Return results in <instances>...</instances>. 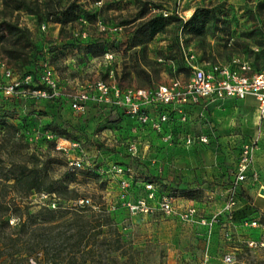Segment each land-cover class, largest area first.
<instances>
[{"label":"rangeland","instance_id":"374dc122","mask_svg":"<svg viewBox=\"0 0 264 264\" xmlns=\"http://www.w3.org/2000/svg\"><path fill=\"white\" fill-rule=\"evenodd\" d=\"M198 9L213 11L215 19L201 34H193L184 23ZM156 15L173 20L152 41L131 48L136 28ZM4 22L27 30L35 48L25 39L15 44L4 31ZM188 53L213 64H227L237 57L248 62L251 72L264 69V0H0V63L22 80L30 77L12 97L0 101V203L18 204L25 220L26 213L54 218L50 227H39L30 219L25 233L0 229V264H200L206 253L209 264H225L223 258L228 255L233 264H264V247L249 249L245 244L264 242L260 229L239 225L233 229L218 222L206 244L209 231L200 224L166 218L159 212L130 215L121 207L119 178L110 166L131 170L136 183L129 192L131 200L144 197L142 180H157L156 186L160 184L163 192L176 199L178 213L194 208L197 217L207 220L222 210V175L204 179L205 172L196 173L200 166L181 169L177 161L182 147L164 143L154 134L142 135V130L134 133L132 121L128 125L133 136L128 139L126 133L109 129L91 136L93 121L104 117L95 108L78 115L61 98L29 95L39 86L35 72L39 64L47 63L54 70L59 94L67 96L98 81L121 90L151 91L185 70ZM255 107L252 97L240 101V109L249 117ZM38 131L51 133V143L35 139ZM68 135L80 138L77 148L59 138ZM153 141L157 144L152 145ZM130 146L134 154L128 151ZM193 151L208 168L207 154L219 149ZM77 161L81 167L69 173V164ZM217 165L222 169V163ZM23 168L36 170L44 188L66 187L89 201L95 217L88 223L85 248L72 252V234L82 223L68 221L69 214L60 216L73 202L58 197V191L51 197L45 193L22 196L24 186L18 187V193L4 185L7 179L11 185V178ZM237 204L236 199V208ZM258 216L264 226V216L259 212ZM96 221L105 225L99 230ZM15 222L12 218L10 228Z\"/></svg>","mask_w":264,"mask_h":264},{"label":"built area","instance_id":"2783aa9c","mask_svg":"<svg viewBox=\"0 0 264 264\" xmlns=\"http://www.w3.org/2000/svg\"><path fill=\"white\" fill-rule=\"evenodd\" d=\"M82 22L84 23L83 20ZM40 30L44 31L45 26H41ZM184 60L188 68L186 79H172L169 83L158 85L151 91L121 90L115 84L98 81L69 96L59 94L55 72L47 63H44L39 75L40 83L44 89L32 91L29 95L31 98L43 100L61 98L68 104L69 109L78 115L85 114L90 104L104 107L112 116L121 114L132 120L136 125V128L133 129L134 133L139 134L138 131L142 130L140 133L142 135L154 134L158 140L164 143L192 150L205 149L210 142L207 136L195 135L186 131L188 111L191 108L201 105L205 108L226 99L244 100L252 97L258 104V117L260 121H264V69L256 73L251 72L248 62L237 57H233L227 65L198 61L191 53L185 54ZM0 65L3 68L0 96L10 98L30 77H25L22 80L3 63ZM168 128L171 130L168 131ZM39 137L48 141L53 140L51 133L38 131L35 139ZM66 143L72 148L78 147V143ZM258 148V138L240 145L236 176L227 190L224 206L217 215L209 220L200 218L197 221V212L194 208H188L178 213L174 207L176 199L173 196L166 193L157 197V192L160 190V185L156 186L157 184L141 182L140 187L144 192V197L131 200L129 192L136 185L132 179L131 170L121 166H110V171L119 178L120 204L130 215L152 216L155 212H159L166 218L175 216L186 223L197 221L209 231L208 237L205 238L206 244H208L211 229L218 222L222 221V226L229 225L230 228H236L232 222V214L236 210V194L246 181L256 183L258 180L259 175L254 162ZM128 151L134 154L135 148L130 146ZM69 165L72 170L81 167L78 161ZM74 205L90 206V203L87 199H80ZM114 210L115 208L112 209V211ZM241 227L248 230L260 229L264 231V226L259 223V219L256 217L242 223ZM245 244L249 249L264 247V242L261 240H248ZM233 260L228 255L223 258V263L233 264ZM200 264H209L207 253Z\"/></svg>","mask_w":264,"mask_h":264},{"label":"trees","instance_id":"16d2710c","mask_svg":"<svg viewBox=\"0 0 264 264\" xmlns=\"http://www.w3.org/2000/svg\"><path fill=\"white\" fill-rule=\"evenodd\" d=\"M23 4H19V8L22 7ZM215 19V15L213 11L206 10V9H198L194 12V14L190 17L188 21L184 23V28H188L190 30V33L193 34H201L204 26L213 21ZM173 20L171 17H164L163 15H156L153 16L146 21L142 22L136 30L133 32V36L130 42V47H137L142 44L148 43L152 41V39L160 33H163L166 27L169 25L170 21ZM4 31L7 33V35L10 38L15 39V44L20 42L21 40L25 39L27 41V45L31 46L32 48H35L33 42L30 40V36L27 30L21 29L16 25H13L8 22L3 23ZM190 27V28H189ZM44 64V63H43ZM42 64L37 66L34 70L37 72L38 75H40ZM13 71V70H12ZM32 71V69L30 70ZM260 71V70H259ZM257 71V72H259ZM14 72V71H13ZM15 73V72H14ZM30 74L29 72H27ZM177 74H187L188 68L186 67L185 70H181L180 72H176ZM256 73V72H254ZM40 77V76H39ZM38 82V88L36 90H42L44 89V86L41 85L39 78L37 77ZM35 90V91H36ZM4 99L2 96H0V101ZM88 109L95 108L96 111H98L100 114H103L100 116V120L93 121V126L91 129V136L95 135L101 130L109 129L113 132L117 133H126V138L132 137L133 134H131V130L133 129L130 125H128L130 120L129 118L121 115L116 114L115 115V121H110V118L113 117L110 112L107 111L104 107H99L93 104L88 105ZM133 122V121H132ZM134 123V122H133ZM3 125V124H2ZM5 125V124H4ZM132 125V124H131ZM9 129H13V126H7ZM83 128H80V132L83 137ZM44 133V132H42ZM121 134V135H122ZM59 138H64L66 141L71 143H81L80 138H76L74 136H62ZM45 140V139H44ZM46 142L49 144L50 141L46 140ZM85 140L82 142L84 143ZM53 143V142H52ZM124 167V166H121ZM77 170L68 169L69 173H75ZM13 183L11 185L6 184L9 179L4 180V185L8 188L20 192L18 187L24 186V189L21 191L22 196H29L31 194H40L45 193L48 195V197H51V195H54L55 191H58L60 195L58 197H63V199L73 202V207L70 210H66L65 212H60V216H64L66 214H69L70 217L67 218L68 221L73 223H79L81 222L82 225L79 229L76 230L74 234H72L71 239L75 241V245L72 248L73 250H80L81 248H85L86 241L88 239V233L89 229L87 228L89 225L88 223H91L92 219H94L95 214L92 213L89 209V206H76L74 205L75 202H77L80 199L85 198H77L75 196V192L72 189H68L66 187H59L57 190H53L52 186H49L48 188H44V179H42L38 172L34 169H27L23 168L21 169L18 174L11 178ZM142 182L146 183H152V184H158L157 180H142ZM160 183V182H159ZM160 185V184H159ZM166 192H163L161 189L157 192V197H161L165 195ZM65 195V196H63ZM22 208L18 204H9V203H0V229L5 232L6 230H17L19 233H25L26 229L30 228V219L32 220V223H39V227H50V221H52L54 218H47L43 217L41 213L30 215L26 213V216L28 217L26 220L24 219V216L22 215ZM47 213H52L51 211ZM255 210H252L250 208L243 207L240 210H235L232 214V222L233 224L241 226L242 223L247 222L255 218ZM100 217V216H99ZM14 219L16 222L13 227L10 228L9 222H11V219ZM105 221H108V218H106ZM96 228L101 229L105 224H103V221H96ZM10 241H12L11 236H7Z\"/></svg>","mask_w":264,"mask_h":264},{"label":"crops","instance_id":"0c3cea01","mask_svg":"<svg viewBox=\"0 0 264 264\" xmlns=\"http://www.w3.org/2000/svg\"><path fill=\"white\" fill-rule=\"evenodd\" d=\"M186 77V74H175L173 79H186ZM2 80L3 68L0 65V81ZM240 101L243 100L226 99L208 105L205 108L201 105L188 111V123L185 125L186 131L195 135L207 136L210 142L207 148L216 149L217 147L219 151L207 154L208 159L211 161L210 166L207 168L199 159L192 155L194 152L192 149L182 147L184 150L180 152L182 156L177 161V165L181 169L194 166L202 167V169L200 168L201 171L198 170L196 173L205 172L204 175L202 174L204 179L206 177L210 179L212 175H218L219 177L222 175L223 208L227 190L236 176L240 145L258 138L259 148L254 156L255 168L259 175L258 180L256 183L250 181L243 183L236 194V199L238 208L246 207L255 210V212L257 210L254 216L259 219L258 212L264 216V121H260L258 117L256 100L255 111L250 117L240 109ZM170 130L171 128H168V131ZM149 140L151 141V139ZM153 144L156 145L157 143L153 141ZM221 163L222 169L217 165H221ZM200 218L203 217H197V221ZM197 221L194 223L199 225ZM220 224H222V221ZM227 226L229 227V225Z\"/></svg>","mask_w":264,"mask_h":264}]
</instances>
